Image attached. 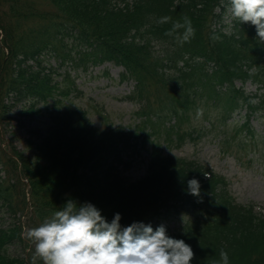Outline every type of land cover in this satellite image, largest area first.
<instances>
[{
    "label": "trees",
    "instance_id": "trees-1",
    "mask_svg": "<svg viewBox=\"0 0 264 264\" xmlns=\"http://www.w3.org/2000/svg\"><path fill=\"white\" fill-rule=\"evenodd\" d=\"M226 1L0 0V205L24 214L28 229L69 200L95 205L108 222L119 213L122 227L180 216L169 236L191 246V264H219L221 250L229 264H264V214L238 202L226 176L172 155L156 137L164 129L168 142L196 140L243 110L240 130L254 136L253 118L264 125V43L250 23L234 19L226 28ZM109 62L133 85L125 98L136 105L135 128L100 129L85 107L64 102L82 92L71 71L59 80L60 68L87 72ZM248 83L258 90L248 93ZM19 105L25 116L49 112L47 129L30 131L37 137L27 140L30 154L12 142L1 147L2 126ZM194 117L202 124L185 131ZM128 149L148 154L139 179L125 174ZM193 178L199 196L188 192ZM25 225H0V264H43L22 235ZM14 244L29 250L11 255Z\"/></svg>",
    "mask_w": 264,
    "mask_h": 264
},
{
    "label": "rangeland",
    "instance_id": "rangeland-1",
    "mask_svg": "<svg viewBox=\"0 0 264 264\" xmlns=\"http://www.w3.org/2000/svg\"><path fill=\"white\" fill-rule=\"evenodd\" d=\"M39 1L41 0H36V2ZM226 2L227 9L223 22L226 28L230 29L234 18L230 11V0ZM72 47L73 42H70L69 48ZM72 51L75 52L74 49ZM50 62L56 65L54 59ZM123 70V67L113 63H105L97 67H90L87 72H76L71 63H68L58 70V78L59 80L62 79L67 71H71L72 80H75V85L82 93L74 90L64 102L85 107L89 111L93 123L100 129L128 130L135 128L140 122V119L134 115L137 108L133 102L125 98L132 90L133 85L121 81ZM68 83L67 81L66 85ZM238 85L241 83L238 82ZM246 90L248 93H255L258 88L256 85L248 83ZM39 107L44 108V105L40 104ZM20 108L19 105L12 112L14 119L11 123L2 126L3 143L1 147L12 142L19 150L30 154L31 150L28 149L27 140L30 138L37 140L36 136L31 137L30 131L32 129L39 132L45 131L50 122L49 112L44 109L42 114L30 117L21 115L19 113ZM244 114L245 111L243 110L242 115ZM242 115L237 114L235 120L231 119L230 122L232 123L228 126L218 125L206 130L203 136L196 140L186 136L181 144L175 136L172 142H168L164 129L160 130V136L156 137L162 141L165 140L163 143L166 145V151L172 155L197 159L209 165L215 172L226 176L230 180L231 192L238 202L254 203L256 210L264 213V125L253 118L251 124L255 128L256 134L254 136L247 135L246 130L239 129L245 123V118H242ZM198 119L194 117L190 122H187L184 125L185 131H189L192 126H200L203 121ZM145 130L149 132L151 129L148 126ZM1 155L0 153V158ZM124 159L131 164L125 173L127 177L135 180L145 175L148 160L146 151L138 154L134 153L132 149H128L124 152ZM1 176H5V171L0 161ZM0 204L2 203L0 202ZM181 219L180 216H173L169 219L156 221L151 226L155 229L164 225L167 234L171 235L181 226ZM14 222L26 224L24 228V233H26L29 227L27 217L20 213L14 217L7 205H0V225L7 228ZM26 241L28 244L32 242L29 239ZM28 250H25L23 245L14 244L10 247L9 253L11 255H23Z\"/></svg>",
    "mask_w": 264,
    "mask_h": 264
},
{
    "label": "clouds",
    "instance_id": "clouds-1",
    "mask_svg": "<svg viewBox=\"0 0 264 264\" xmlns=\"http://www.w3.org/2000/svg\"><path fill=\"white\" fill-rule=\"evenodd\" d=\"M230 11L241 24L255 26L258 40L264 43V0H230ZM187 183L188 192L199 196V181L193 178ZM120 221L119 213L108 222L95 205L69 200L22 235L34 242L35 257L43 264H191L194 259L191 246L171 238L164 225L154 229L134 222L122 227ZM219 255V264H229L226 251Z\"/></svg>",
    "mask_w": 264,
    "mask_h": 264
}]
</instances>
